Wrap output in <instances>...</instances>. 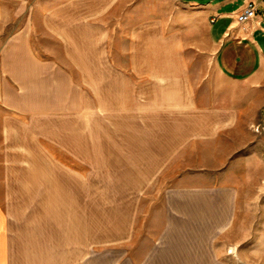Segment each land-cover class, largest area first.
<instances>
[{"label":"rangeland","instance_id":"1","mask_svg":"<svg viewBox=\"0 0 264 264\" xmlns=\"http://www.w3.org/2000/svg\"><path fill=\"white\" fill-rule=\"evenodd\" d=\"M11 4L0 55L23 30L27 44L9 48L3 77L0 181L11 184L26 264L34 244L50 246V264H175L159 234L161 199L179 181L236 188L235 221L214 264H264V106L251 100L229 131L204 134L203 121L229 104L219 87L234 85L217 72L203 8Z\"/></svg>","mask_w":264,"mask_h":264},{"label":"crops","instance_id":"2","mask_svg":"<svg viewBox=\"0 0 264 264\" xmlns=\"http://www.w3.org/2000/svg\"><path fill=\"white\" fill-rule=\"evenodd\" d=\"M185 2L203 8L209 21V37L216 55L217 72L234 85L229 88L219 87L229 93V104L220 109L223 115L203 121L209 126L204 134L214 139L223 130L229 131L239 122L243 112L250 109L251 100L255 109L264 106V0ZM250 2L257 5V16L246 24L238 23V13ZM11 5V0H0V27L10 20ZM26 38L24 30L17 33L6 42V47L1 51V106L5 103L4 72H10L9 48L20 45L23 47L27 44ZM13 54L19 56L18 52ZM14 58L20 60V57ZM11 196L10 181H0V264H26V250L19 248L18 235L11 228L14 215L7 205ZM237 199L236 188L233 186L213 185L196 189L185 185L184 181H179L174 191L162 197L160 244L164 246V251L171 250L172 262L178 264L188 260L191 264H214L213 253L225 251L219 244L230 235L237 211ZM48 248L50 246L43 244L29 247L28 253L32 258L29 264L52 263L51 260H46L49 259L46 254L50 253Z\"/></svg>","mask_w":264,"mask_h":264},{"label":"built area","instance_id":"3","mask_svg":"<svg viewBox=\"0 0 264 264\" xmlns=\"http://www.w3.org/2000/svg\"><path fill=\"white\" fill-rule=\"evenodd\" d=\"M258 14L257 5L253 2H250L244 6L241 12L237 15V21L240 24H246L251 22Z\"/></svg>","mask_w":264,"mask_h":264}]
</instances>
